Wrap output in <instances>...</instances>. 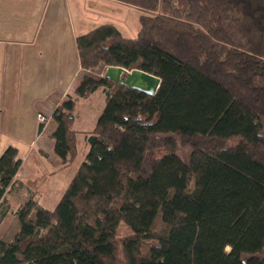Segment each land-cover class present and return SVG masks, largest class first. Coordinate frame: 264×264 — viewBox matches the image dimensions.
Wrapping results in <instances>:
<instances>
[{"label":"trees","instance_id":"16d2710c","mask_svg":"<svg viewBox=\"0 0 264 264\" xmlns=\"http://www.w3.org/2000/svg\"><path fill=\"white\" fill-rule=\"evenodd\" d=\"M114 1L145 10L138 34L113 22L79 34L81 66L141 68L160 86L83 76L52 118L67 167L76 102L102 89L86 158L53 208L32 194L13 209L0 264H264V0ZM21 164L14 145L0 154V200Z\"/></svg>","mask_w":264,"mask_h":264},{"label":"crops","instance_id":"0c3cea01","mask_svg":"<svg viewBox=\"0 0 264 264\" xmlns=\"http://www.w3.org/2000/svg\"><path fill=\"white\" fill-rule=\"evenodd\" d=\"M40 1L0 0V129L12 128L10 123L16 122H22L21 127L38 125L37 136L32 134L28 143L33 144L31 149L36 144L41 154H48L57 170L61 167L51 134L57 125L52 114L81 81L85 69L80 63L76 39L91 29L86 28L90 26L84 19L89 2L94 8L101 3L100 0ZM75 20L78 28H74ZM39 113L45 115L46 122L39 120ZM47 128H52L51 133ZM9 145L14 144L1 148L0 154ZM17 148L22 164L0 200V215L5 213L0 219V237L7 241L14 238L19 228L12 209L30 195L37 196L38 191L30 190L28 180L36 173L32 167L24 169L28 159ZM23 190L26 193L30 190L27 198Z\"/></svg>","mask_w":264,"mask_h":264},{"label":"rangeland","instance_id":"374dc122","mask_svg":"<svg viewBox=\"0 0 264 264\" xmlns=\"http://www.w3.org/2000/svg\"><path fill=\"white\" fill-rule=\"evenodd\" d=\"M40 2H44V0H41ZM89 3V8H87V11L84 14V19L86 22L85 24L90 27L86 28H93L98 24L105 22H113L119 26L125 35L136 36L138 34L140 28L139 16L145 11L142 8L109 0H100L99 3L101 4L97 5L95 8L92 6L91 2ZM77 23V20H75L74 28H78ZM84 69L85 70H83L81 74V79L86 73H91L94 75L103 74L105 73L106 67ZM68 75L69 74H67V76ZM104 107L105 94L102 89L97 90L88 98H79L77 100L74 127L78 130V153L75 160L70 165L57 170H55L56 167L53 159L48 157V154H41L36 144H34V148L31 149L33 144L28 143L32 134L34 137L37 136L39 130L38 125H35V127H21L19 124L22 122H16L10 123L12 128L5 127L0 129V152L2 151L1 148H4L9 143H13L16 147H20V155H26V158L28 159L24 169L28 170V167H32L36 173L31 176V181L28 180V185L32 186L30 190L35 188L38 190L37 197L39 201L46 207L53 208L57 204L78 167L85 160L87 151L89 149L87 134L91 129L94 128L96 121ZM46 120L47 119L45 117L44 122H46ZM53 121L55 122L54 119ZM51 129L52 128H47L49 133H51ZM53 132L51 133L52 136ZM46 134L48 133L46 132ZM33 136L31 137V140L33 139ZM189 150L190 147L180 146L178 152L185 160H188L190 153ZM194 187L195 181L193 180L189 186V191H193ZM30 190H28L27 193L25 190H23L25 191V198L29 196L28 194ZM9 204L11 205V203ZM12 213H14L13 209ZM130 232H132V229L125 222H121L117 232L121 245V252L124 240ZM233 250V243L227 242L226 251L231 253ZM119 259L122 263L124 262L122 253H120Z\"/></svg>","mask_w":264,"mask_h":264},{"label":"water","instance_id":"95a60500","mask_svg":"<svg viewBox=\"0 0 264 264\" xmlns=\"http://www.w3.org/2000/svg\"><path fill=\"white\" fill-rule=\"evenodd\" d=\"M120 84L154 95L161 83V77L141 68L128 69L121 65H109L104 73Z\"/></svg>","mask_w":264,"mask_h":264},{"label":"built area","instance_id":"2783aa9c","mask_svg":"<svg viewBox=\"0 0 264 264\" xmlns=\"http://www.w3.org/2000/svg\"><path fill=\"white\" fill-rule=\"evenodd\" d=\"M38 118H39L40 121H44V119H45V117H44V115L42 113L38 114Z\"/></svg>","mask_w":264,"mask_h":264}]
</instances>
